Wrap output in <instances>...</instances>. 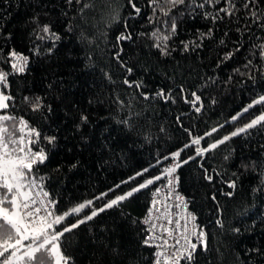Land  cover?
Masks as SVG:
<instances>
[{
    "label": "trees",
    "instance_id": "16d2710c",
    "mask_svg": "<svg viewBox=\"0 0 264 264\" xmlns=\"http://www.w3.org/2000/svg\"><path fill=\"white\" fill-rule=\"evenodd\" d=\"M132 2L139 12L129 0H0V93L10 97L0 115L13 118L6 126L17 140L24 127L35 130L34 151L46 157L29 178L55 201L56 215L93 202L55 229L160 177L65 233L68 264L151 263L142 224L150 193L186 144L179 191L207 242L191 264H264V125L195 151L264 114L261 104L243 112L264 96V0ZM164 35L166 54L156 46ZM13 53L27 58L22 72ZM197 137L204 139L192 145Z\"/></svg>",
    "mask_w": 264,
    "mask_h": 264
},
{
    "label": "snow or ice",
    "instance_id": "6c2138e0",
    "mask_svg": "<svg viewBox=\"0 0 264 264\" xmlns=\"http://www.w3.org/2000/svg\"><path fill=\"white\" fill-rule=\"evenodd\" d=\"M77 2H79V0H77ZM167 2L172 7H175L184 4L185 0H167ZM129 3L135 8V4L132 0H129ZM90 6V4H84L83 8L87 9ZM245 7H247V5H245ZM135 10L139 12L138 8H135ZM221 11H224L227 15L232 14L231 11L226 9H221ZM165 15H167V12H165ZM171 29L174 33L176 30L175 22L172 23ZM42 31L48 33L49 27L47 25L43 26ZM124 39H130V37L123 35L118 37V40ZM157 39L160 40L161 43H158L156 46L160 48L162 54H166V45H163L162 42L167 41L169 36H157ZM12 55L16 57L15 53ZM261 55H264V51L261 52ZM17 59L22 60L23 58L17 57ZM13 67L22 70V67H19L17 64H13ZM129 71H131V69H129ZM4 81L5 75L0 73V83H4ZM125 83L127 84L128 81H125ZM137 87H139V85H137ZM192 95L195 98L192 103L195 104L199 101L200 97L195 93ZM9 99L10 97L0 93V112L8 107L7 101ZM257 104L264 105V96H260L258 99L254 100L247 108L243 109V112H248L249 109ZM36 107H39V105L37 104ZM196 111H200L199 107L196 108ZM238 115L233 116L231 119L233 121L237 120ZM10 119L13 118L8 115H0V264H53V260L54 264H68L69 258L63 254L60 246L61 237H63L65 233L71 232L73 229L79 227L80 224L92 220L99 213L119 205L121 202L133 197L135 193L153 184L154 180L160 179L159 176L149 179L138 187H134L130 191L111 199L104 204L103 207L92 208L90 214L78 219L77 222L72 223L70 227H63L62 231L56 230V225H61L68 217H79L84 209L91 207L93 202L87 201L86 203L73 206L62 215L54 214L48 207V204H54L55 201H49L47 204L41 201V206H37V200L29 194L33 187V181L30 180L29 176L33 171V165L42 163L46 157L43 153H32L30 150L26 151L25 148L21 146L22 138L17 140L9 134L6 122ZM20 123L23 124L24 122L21 121ZM257 125H264V114L252 119L243 127L237 128L230 135H226L222 139L208 144L207 147H197L195 149L196 155L202 156L205 153L211 152L232 137L246 133L249 129H253ZM32 131L34 132L35 130ZM216 131L217 129L213 128L212 132L205 133V136H211L212 133ZM36 135L38 136L39 133H36ZM54 139V137L49 138V142H53ZM203 139L204 137L193 138L191 144L200 145ZM189 147L190 145H184V149ZM184 149L171 153L170 158L174 161L177 160ZM165 159H169V157ZM191 159H194V157H189V160ZM188 162V160H183L181 163L187 164ZM181 163H175L171 167L166 168L164 170L165 175L173 176L176 169L181 166ZM145 171H147V169H145ZM137 175L141 174L138 173ZM205 179L212 181V176L206 174ZM168 183L172 185L173 180H169ZM229 187L234 188L235 184L231 183ZM43 195L47 197L48 193L44 192ZM105 195L107 194H101L97 199H101ZM229 195H231V193H229ZM176 199L181 202L183 201V197L179 195L176 196ZM213 199H215V197H213ZM176 206L179 207L180 205ZM151 215L152 212L150 210L149 217H151ZM190 219L194 221L195 216H191ZM169 223H171V221H169ZM176 223L179 224V221ZM151 228L154 230L156 225L153 223ZM191 235L196 236L200 241V245L205 249L207 248L206 234L203 229L197 232L196 229L193 228ZM154 238L155 237L152 235H149L145 240V244H149ZM183 238L185 239L186 247L177 249L176 252L170 256V264H180L181 260H186L188 264H191L193 261L198 245L189 238L187 228L185 229ZM164 243L167 244V241H164ZM177 243H179V241H177Z\"/></svg>",
    "mask_w": 264,
    "mask_h": 264
},
{
    "label": "built area",
    "instance_id": "2783aa9c",
    "mask_svg": "<svg viewBox=\"0 0 264 264\" xmlns=\"http://www.w3.org/2000/svg\"><path fill=\"white\" fill-rule=\"evenodd\" d=\"M17 57L23 59L19 60ZM10 59L12 66L13 64H17L19 67H22V70L13 67L16 72H22L25 69L27 63L26 57L20 55L14 57L11 54ZM32 130V128L24 127L21 136V146L24 147L26 151L30 150L32 153H36L33 148L35 131L33 132ZM175 163H177V160L174 161L170 159L162 167L161 180L150 193L148 209L142 221L146 231L144 244L149 235L155 237L149 244H145L152 249L150 264H158V262L159 264H166V262L170 264V256L175 253L177 249L186 247V242L183 238L186 228L189 238L197 243L198 247L200 246V241L197 237L191 235L193 228H195L197 232H199L200 228L198 227L196 219L194 221L190 219V217L194 215L188 209L187 199L179 191L177 169L173 176H166L164 172L166 168L171 167ZM169 180H173L172 185H169ZM44 192L46 191L42 185L37 181H33V187L29 194L37 200V206H41V201L45 202V204L50 201L48 196L45 197L43 195ZM177 195L183 197L182 202L176 199ZM176 205L180 206L177 207ZM48 207L52 211V204H48ZM150 210L152 212L151 217H149ZM169 221H171V223H169ZM177 221H179V224L176 223ZM153 223L156 225L154 230L151 228ZM164 241H167V244H165ZM177 241H179V243H177ZM183 261L186 260H181V262Z\"/></svg>",
    "mask_w": 264,
    "mask_h": 264
}]
</instances>
